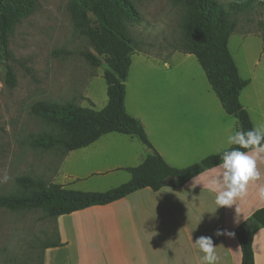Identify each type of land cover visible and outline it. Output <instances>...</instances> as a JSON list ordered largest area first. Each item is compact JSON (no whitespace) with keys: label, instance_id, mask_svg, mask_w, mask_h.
<instances>
[{"label":"rangeland","instance_id":"rangeland-1","mask_svg":"<svg viewBox=\"0 0 264 264\" xmlns=\"http://www.w3.org/2000/svg\"><path fill=\"white\" fill-rule=\"evenodd\" d=\"M5 1L17 11L12 15L6 47L0 42V181L5 174L10 177L0 182V196H21L35 187L25 188L19 178H30L42 186L55 183L64 157L60 144L35 145L40 135L63 139L66 132L34 106L54 103L103 108L108 101L104 73L109 67L106 63L94 65L84 55L97 51L77 25L76 0H32L29 6L24 0ZM131 1L141 19L127 26L133 39V62L126 82L129 107L138 109L151 122L156 92V126H186L192 120L169 109L173 91L187 84L193 91L206 89L217 98L195 55L181 50L189 38L182 26L187 6L181 0ZM218 1L237 23L229 39L237 61L262 51L264 6L238 10L231 7L236 0ZM90 16L94 18L92 13ZM149 59L156 60V68L147 63ZM192 126L198 123L194 120ZM107 176H95L90 182ZM57 218L41 207L0 206V264H43L46 247L57 242Z\"/></svg>","mask_w":264,"mask_h":264},{"label":"crops","instance_id":"crops-1","mask_svg":"<svg viewBox=\"0 0 264 264\" xmlns=\"http://www.w3.org/2000/svg\"><path fill=\"white\" fill-rule=\"evenodd\" d=\"M232 56L241 78L247 80L240 101L253 126L264 123V49L258 54L251 52L240 62ZM153 60L147 63L156 68ZM182 86L183 89L170 94L169 109L192 120L188 126H156V92L151 122L138 109H130L127 84L125 96L127 112L140 121L154 148L176 168L216 154L226 146L227 130L239 126L236 117L226 112L211 84L217 98L206 89L193 91L191 85ZM194 120L198 126H192ZM152 152L136 136L109 132L65 154L55 183L78 191H108L128 182L132 177L128 169L139 166ZM217 166L194 177L204 176ZM257 167L260 179L250 182L248 195L237 199L231 207L216 209L215 194L202 184H194L193 177L180 187L164 186L157 191L146 187L105 205L60 215L56 245L46 247L43 264H202L203 253L193 244L201 235L212 237L217 264H242L236 228L255 210L264 207L256 196V185L264 183V160L258 161ZM105 175L109 176L90 182L95 176ZM217 229L234 235L217 236ZM253 251L255 264H264V228L254 236Z\"/></svg>","mask_w":264,"mask_h":264},{"label":"trees","instance_id":"trees-1","mask_svg":"<svg viewBox=\"0 0 264 264\" xmlns=\"http://www.w3.org/2000/svg\"><path fill=\"white\" fill-rule=\"evenodd\" d=\"M24 1L28 6L32 3V0ZM181 1L187 6L182 26L189 35L181 50L196 56L224 109L237 118L238 129H251L253 123L240 101L247 80L241 78L229 49V39L236 31L237 23L218 0ZM255 4L264 6V0H236L231 3V7L249 9ZM73 9L81 33L91 40L97 51V54L87 52L85 57L94 65L106 63L109 67L104 73L108 102L101 110L74 104H36L34 110L63 126L66 137L58 139L40 135L35 139V145L60 144L64 147L65 156L69 151L85 147L106 133L119 132L138 137L153 152L139 166L128 169L132 175L128 182L108 191H78L63 188L56 183L42 186L30 178L21 177L18 179L21 185L35 189L26 195L0 196V206L10 209L41 207L49 216L58 217L90 206L114 202L146 187L155 191L164 186L180 187L206 169L217 166L221 162L217 154L184 168L171 166L154 148L140 121L127 112L125 82L132 63L133 43L127 26L141 19L133 2L76 0ZM16 11L5 0H0V42L4 48L12 15ZM8 78L13 84L14 78L10 72ZM261 228H264V207L255 210L236 228L242 249V264H255L253 240Z\"/></svg>","mask_w":264,"mask_h":264},{"label":"clouds","instance_id":"clouds-1","mask_svg":"<svg viewBox=\"0 0 264 264\" xmlns=\"http://www.w3.org/2000/svg\"><path fill=\"white\" fill-rule=\"evenodd\" d=\"M216 154L221 161L217 169L204 176L194 177L193 181L215 194L216 209L220 206L231 207L236 205L237 199L248 195L250 182L260 179L257 164L264 160V123L256 124L247 131L231 126L227 130L226 146ZM9 179L5 174L0 182H7ZM256 196L259 201L264 202V183L256 185ZM236 212L238 213L237 206ZM222 234L234 235L217 229L216 235ZM193 244L203 253L202 264H217L218 257L211 236L201 235Z\"/></svg>","mask_w":264,"mask_h":264}]
</instances>
